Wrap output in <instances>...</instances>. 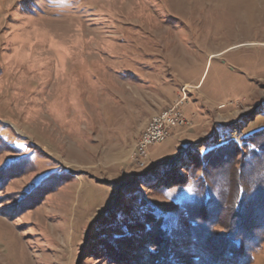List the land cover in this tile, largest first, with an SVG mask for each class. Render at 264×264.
Masks as SVG:
<instances>
[{"label":"rangeland","instance_id":"obj_1","mask_svg":"<svg viewBox=\"0 0 264 264\" xmlns=\"http://www.w3.org/2000/svg\"><path fill=\"white\" fill-rule=\"evenodd\" d=\"M181 98L189 124L136 163ZM255 129L264 0H0V264H264Z\"/></svg>","mask_w":264,"mask_h":264},{"label":"trees","instance_id":"obj_2","mask_svg":"<svg viewBox=\"0 0 264 264\" xmlns=\"http://www.w3.org/2000/svg\"><path fill=\"white\" fill-rule=\"evenodd\" d=\"M259 138H261V140H263V141H258V139ZM228 141H234V138L231 136V137H227V139L225 140H222V141H218V142H216L215 144H212L211 145V147L210 148H205L206 150L204 151V152H199L200 154H202V155H204V154H206V153H208L209 151L211 152L212 151V153H214V152H216V151H219V149L220 150H222V147H224V146H226V144H229V143H227ZM241 141L243 142V143H245L244 144V146H246L247 145V147H248V145H251V146H254V147H256L257 149L258 148H261L262 147V145L264 146V129H255L254 131H251V132H249V133H247V134H244L243 136H241ZM259 142V143H258ZM213 146V147H212ZM261 146V147H260ZM262 149V148H261ZM253 151H256V149L254 148V149H252ZM199 153H194L193 154V152L191 151L190 152V157L188 158H185L184 157V159L183 160H187L188 162H190V165H193V167L195 166L194 164H195V162H196V160L197 159H199V156H200V154ZM222 154V155H221ZM197 155V156H196ZM229 159V161H230V154L229 155H227V157L225 156V154L224 153H219V154H216V155H213L212 157H210L209 159H208V162H210L209 164H214L215 166H218V165H222V163L223 162H225V161H227L228 159ZM187 162V163H188ZM167 163V162H166ZM175 179H173V181L170 183V184H173L174 186H176V185H178V184H174V182H176V181H174ZM222 195H223V189H222V191L219 193V199H221L222 198ZM242 190L241 189H239V193H238V198H237V200H236V202H235V209L237 210V213L238 212H240V200L242 199ZM260 196H262V195H260ZM259 196V197H260ZM221 197V198H220ZM257 199H258V197H257ZM195 202V200L194 201H190L189 203L191 204V203H194ZM191 224H192V226L190 227V229H192V230H197V229H200V228H198V225L197 224H194L193 222H191ZM148 226V225H147ZM149 230H151L152 228L151 227H149L148 228ZM233 229L235 230V231H233V230H231L230 228H229V226H228V228H226V230L224 231V232H222V234L224 235L225 234V236H222V237H224L225 239H228V241H230V242H232L231 244V246H230V248H227V249H225L226 251L228 250L230 253L232 252V251H234V248L235 247H237V250L235 249V252H240L238 255L243 259V260H239V263H242L243 261H245L246 260V257L244 256L243 257V255H242V253H241V247H242V245L244 246V242L245 241H243L244 239H245V237H247L246 236V234L243 232V231H241V230H239L237 227H233ZM230 239V240H229ZM241 248V249H240ZM192 250V249H191ZM229 253V254H230ZM228 254V261H234V259H232V258H230V256L231 255H229ZM237 255V256H238ZM234 256V255H233ZM245 259V260H244ZM218 263H220V261L218 260Z\"/></svg>","mask_w":264,"mask_h":264},{"label":"built area","instance_id":"obj_3","mask_svg":"<svg viewBox=\"0 0 264 264\" xmlns=\"http://www.w3.org/2000/svg\"><path fill=\"white\" fill-rule=\"evenodd\" d=\"M182 101L181 98L172 104L170 111H165L157 121L149 124V131L142 137L141 145L138 151L135 152L134 157L147 156L150 144L160 143L165 140L174 127L189 124L190 120L184 116L179 107Z\"/></svg>","mask_w":264,"mask_h":264},{"label":"bare ground","instance_id":"obj_4","mask_svg":"<svg viewBox=\"0 0 264 264\" xmlns=\"http://www.w3.org/2000/svg\"><path fill=\"white\" fill-rule=\"evenodd\" d=\"M171 106H172V105L166 107L164 110H162V112H160L159 114L154 115V117H152V120L150 121V124L153 123V122H155V121H157V119H159V117H161V114H163L165 111H170ZM147 131H149V126L144 130V132H142V135H141V137H140V139H139V141H138V144H137V149H136V151H138V148H139V146L141 145V139H142L143 136H145V133H146ZM136 151H135V152H136ZM135 152H134V154H135ZM145 157H146V156H141V157L139 158V157H134V155H133V159H134V161H135L136 163H138V164H139L140 162H142L143 159H144Z\"/></svg>","mask_w":264,"mask_h":264},{"label":"crops","instance_id":"obj_5","mask_svg":"<svg viewBox=\"0 0 264 264\" xmlns=\"http://www.w3.org/2000/svg\"><path fill=\"white\" fill-rule=\"evenodd\" d=\"M200 81H201V79L200 80H198L197 82H191V81H183V83H186V84H190V85H193L194 87H199V84H200Z\"/></svg>","mask_w":264,"mask_h":264},{"label":"snow or ice","instance_id":"obj_6","mask_svg":"<svg viewBox=\"0 0 264 264\" xmlns=\"http://www.w3.org/2000/svg\"><path fill=\"white\" fill-rule=\"evenodd\" d=\"M157 264H167V262L164 259H160Z\"/></svg>","mask_w":264,"mask_h":264}]
</instances>
